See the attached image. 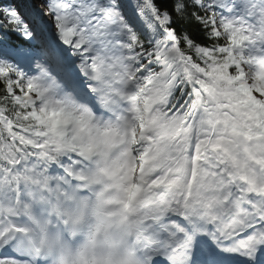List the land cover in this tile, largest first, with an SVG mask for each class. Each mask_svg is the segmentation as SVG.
<instances>
[{"label": "snow or ice", "instance_id": "1", "mask_svg": "<svg viewBox=\"0 0 264 264\" xmlns=\"http://www.w3.org/2000/svg\"><path fill=\"white\" fill-rule=\"evenodd\" d=\"M0 264H264V0H0Z\"/></svg>", "mask_w": 264, "mask_h": 264}]
</instances>
